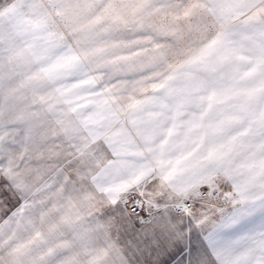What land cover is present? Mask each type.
Segmentation results:
<instances>
[{
  "label": "snow or ice",
  "instance_id": "obj_1",
  "mask_svg": "<svg viewBox=\"0 0 264 264\" xmlns=\"http://www.w3.org/2000/svg\"><path fill=\"white\" fill-rule=\"evenodd\" d=\"M0 264H264V0H0Z\"/></svg>",
  "mask_w": 264,
  "mask_h": 264
}]
</instances>
